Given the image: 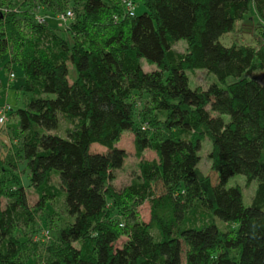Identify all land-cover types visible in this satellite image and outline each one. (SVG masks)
Listing matches in <instances>:
<instances>
[{"label": "trees", "instance_id": "16d2710c", "mask_svg": "<svg viewBox=\"0 0 264 264\" xmlns=\"http://www.w3.org/2000/svg\"><path fill=\"white\" fill-rule=\"evenodd\" d=\"M133 1L144 12L129 16L121 0H0V62L23 69L17 151L39 194L30 208L17 161L0 158V264H264V0ZM251 9L259 40L223 45ZM66 10L73 19L52 28L47 17ZM179 40L182 54L172 49ZM142 59L156 69L144 71ZM197 69L218 83L191 88ZM124 131L134 134L138 175L116 190ZM205 137L214 182L198 168ZM146 149L156 157L142 158ZM236 174L256 181L247 206L240 186H226ZM52 176L70 220L60 226L47 212L37 227L34 215L55 197ZM145 202L148 223L138 214ZM28 227L53 237L47 257L26 254Z\"/></svg>", "mask_w": 264, "mask_h": 264}, {"label": "rangeland", "instance_id": "374dc122", "mask_svg": "<svg viewBox=\"0 0 264 264\" xmlns=\"http://www.w3.org/2000/svg\"><path fill=\"white\" fill-rule=\"evenodd\" d=\"M4 6V5H3ZM144 7L141 4H135V13L140 14L144 12ZM47 21L52 28H57L58 21L55 16L47 17ZM260 23L256 13L251 9L243 18L236 23L234 30L223 34L219 41L225 46H231L232 44L237 45H254L257 40H259L260 34H257L256 26ZM69 24V22L67 23ZM59 27V26H58ZM66 27V26H65ZM64 27V28H65ZM63 36L67 37V33L64 32ZM264 45V43H263ZM172 49L177 53H184L186 51V42L184 40H179L172 45ZM6 62V59L0 62V106L3 103H7L12 107V112L8 113V120L5 125H0V158L4 159V157L8 154H11L13 158L17 161V171L20 177V181L25 187L27 204L30 208H32L39 200V194L34 191L33 188L29 187V172L27 166L24 162H22L21 157L19 156L18 143L19 137L17 126V118L15 116V109L20 107V98H16V91L19 89L21 84L23 83V69L16 64H12L10 68L5 69L3 64ZM141 68L144 71H152L156 69L155 64H149L144 59L140 61ZM72 66L69 65L70 71ZM14 74V78L10 79L9 74ZM256 76L258 73L255 74ZM259 76V75H258ZM189 78V86L191 88L201 87L206 89L211 83H218L217 78L211 74L207 73L204 69H197L193 73L188 72ZM229 81V80H228ZM144 97L142 100L138 99L136 101L137 108H141L144 104ZM209 110V106H207ZM215 115V114H212ZM227 119L226 116H224ZM67 124L62 123L60 133H63L64 128ZM118 148H121L126 153V158L124 159L123 165L120 169L113 171V180L110 182L112 186L116 190H121L125 186L129 185L132 181H134L138 175V162L139 158L136 156V151L134 147V134L131 131H124L115 144ZM18 150V151H17ZM91 150L94 152H105V148L93 144L91 146ZM211 151V143L207 137H205L201 142V149L199 151L200 161H199V171L200 175L203 177L205 175L210 176L211 181L215 179V173L211 170V160L209 157V153ZM156 157L155 153L149 149L143 151V157L147 160H152ZM6 162V161H5ZM4 162V163H5ZM214 175V176H213ZM214 177V178H213ZM214 182V181H213ZM51 190H53L55 197L50 199V204L45 214L41 212L34 215V221L36 222L37 227L39 225H44L45 219H49V215H51L50 220L52 222H56L58 225L62 226L70 218L66 215L63 209L62 203V195L60 192V187L58 183V179L55 176L51 177L50 180ZM238 185L241 187L243 202L247 206L251 203V199L254 195L256 189V181H252L250 184H246L245 177L240 174H236L231 176L226 186H234ZM6 202L5 199H2V204L4 205ZM48 212V214H47ZM138 214L140 220L148 223L150 218V210L149 204L147 202L143 203L138 207ZM208 219V218H206ZM210 219H208L209 221ZM207 222V220H206ZM214 223L218 225L221 229L233 228V224H225L223 221L214 218ZM23 227V226H22ZM35 226V229H37ZM34 230L30 227L27 228L28 236L30 238V245L26 248L27 255L35 256H46L50 253L48 245L53 243V237L50 241L43 240L40 236L35 237V233L32 234L31 231ZM54 231V228H52ZM32 235V236H31ZM36 240V241H35ZM126 240V237L121 236L117 242L115 243L116 247H120L123 242ZM37 242L35 245L33 242ZM76 247L80 246V243L75 244ZM34 248V249H33Z\"/></svg>", "mask_w": 264, "mask_h": 264}, {"label": "built area", "instance_id": "2783aa9c", "mask_svg": "<svg viewBox=\"0 0 264 264\" xmlns=\"http://www.w3.org/2000/svg\"><path fill=\"white\" fill-rule=\"evenodd\" d=\"M121 3L123 4L124 10L126 14L129 16H133L135 12V3L133 0H121ZM56 19L58 21L59 27H65L69 21H71L74 17L73 12L71 10H66L64 12L58 13L56 16ZM35 19L38 22H43L46 18L41 15H36ZM263 43H264V37H263ZM10 79L14 78V75L12 73L9 74ZM11 110V106L7 103H3L0 106V125H5V123L8 120V112ZM42 235L47 239L49 238V234L47 230H44L42 232Z\"/></svg>", "mask_w": 264, "mask_h": 264}]
</instances>
